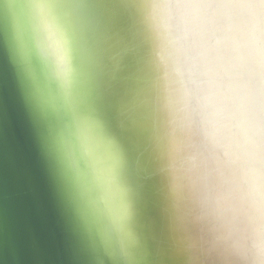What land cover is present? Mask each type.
I'll list each match as a JSON object with an SVG mask.
<instances>
[{
    "label": "clouds",
    "instance_id": "obj_1",
    "mask_svg": "<svg viewBox=\"0 0 264 264\" xmlns=\"http://www.w3.org/2000/svg\"><path fill=\"white\" fill-rule=\"evenodd\" d=\"M0 7L11 13L10 50L25 98L46 128L45 152L58 163L84 165L98 242L129 260L137 240L119 181L122 154L85 108L70 18L57 0H5ZM141 7L159 73L149 140L178 238L187 241V222L219 264H264V140L252 129L243 74L251 38L264 36V0H144ZM133 52L123 49L114 70L126 68ZM120 115L135 132V106Z\"/></svg>",
    "mask_w": 264,
    "mask_h": 264
},
{
    "label": "water",
    "instance_id": "obj_2",
    "mask_svg": "<svg viewBox=\"0 0 264 264\" xmlns=\"http://www.w3.org/2000/svg\"><path fill=\"white\" fill-rule=\"evenodd\" d=\"M16 3L17 0H7ZM144 0H57L78 40L75 64L85 108L120 148L119 181L127 190L137 245L129 260L98 242L99 221L81 174L84 165L58 163L45 152L35 111L25 98L10 50L11 13L0 7V264H219L198 229L185 222L178 238L166 180L155 171L149 134L154 119V43L143 23ZM259 3L260 0H182ZM5 0H0L3 5ZM127 67L115 71L123 49ZM243 67L253 132L264 140V36L250 40ZM135 106V132L121 112Z\"/></svg>",
    "mask_w": 264,
    "mask_h": 264
}]
</instances>
